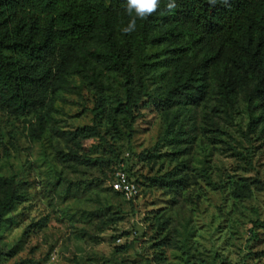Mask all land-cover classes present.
Returning <instances> with one entry per match:
<instances>
[{"label": "rangeland", "instance_id": "374dc122", "mask_svg": "<svg viewBox=\"0 0 264 264\" xmlns=\"http://www.w3.org/2000/svg\"><path fill=\"white\" fill-rule=\"evenodd\" d=\"M101 35L50 58L54 80L33 109L0 108V177L17 196L0 223V264H264V122L250 124L243 94L227 109L216 90L185 108L155 100L163 45L144 50V97L124 114L126 81L107 70ZM263 110L261 99L253 113ZM93 126L99 136H73ZM120 171L136 199L114 188Z\"/></svg>", "mask_w": 264, "mask_h": 264}, {"label": "trees", "instance_id": "16d2710c", "mask_svg": "<svg viewBox=\"0 0 264 264\" xmlns=\"http://www.w3.org/2000/svg\"><path fill=\"white\" fill-rule=\"evenodd\" d=\"M175 2L168 11L167 0H161L154 15L137 20L136 30L124 34L129 17L123 0H0V108L20 116L33 109L35 90L54 80L50 58L60 49L79 51L100 33L107 70L126 81L124 114L132 116L144 97V50L163 45L171 54L165 61V87L155 100L185 108L216 90L227 109L243 94L252 112L250 124L264 122V110L253 113L264 100V0ZM94 112L104 114L101 99ZM78 135L80 140L99 132L85 127L73 134ZM166 135L180 139L183 131L169 124ZM0 184L5 188L1 223L17 196L12 181L0 177Z\"/></svg>", "mask_w": 264, "mask_h": 264}, {"label": "clouds", "instance_id": "9594fccd", "mask_svg": "<svg viewBox=\"0 0 264 264\" xmlns=\"http://www.w3.org/2000/svg\"><path fill=\"white\" fill-rule=\"evenodd\" d=\"M161 0H123L122 7L129 17L126 27L121 31L124 34H131L136 30L137 20H146L154 15L160 8ZM176 7L175 0H167L166 8L168 11L174 10Z\"/></svg>", "mask_w": 264, "mask_h": 264}, {"label": "built area", "instance_id": "2783aa9c", "mask_svg": "<svg viewBox=\"0 0 264 264\" xmlns=\"http://www.w3.org/2000/svg\"><path fill=\"white\" fill-rule=\"evenodd\" d=\"M114 188L128 201L136 199L141 193L137 183L130 180L127 174L123 171L117 173Z\"/></svg>", "mask_w": 264, "mask_h": 264}]
</instances>
